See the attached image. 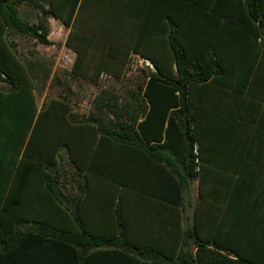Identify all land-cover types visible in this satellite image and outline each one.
Masks as SVG:
<instances>
[{"label": "trees", "instance_id": "trees-1", "mask_svg": "<svg viewBox=\"0 0 264 264\" xmlns=\"http://www.w3.org/2000/svg\"><path fill=\"white\" fill-rule=\"evenodd\" d=\"M28 5L39 11L36 23L22 15ZM49 16L71 29L75 75L94 71L95 82L104 71L119 76L137 55L154 68L145 88L139 84L123 104L102 91L95 111L83 117L67 97L39 107L37 65L19 52L16 39L49 44ZM76 35L90 39L89 47L72 42ZM101 49L106 60L93 69L85 56ZM263 82L264 0H0V230L33 224L14 237L40 233L48 244L62 245L68 264H89L90 252L101 248L122 264H264V249L227 247L196 227V254L139 246L124 221L125 242L98 240L82 212L100 191L99 180L113 196L112 208L123 207L126 192L156 195L157 165L179 192L194 179L202 191L211 130L223 119L244 124L260 116ZM244 143L247 150V136Z\"/></svg>", "mask_w": 264, "mask_h": 264}, {"label": "crops", "instance_id": "crops-1", "mask_svg": "<svg viewBox=\"0 0 264 264\" xmlns=\"http://www.w3.org/2000/svg\"><path fill=\"white\" fill-rule=\"evenodd\" d=\"M143 84L145 88L147 82ZM263 84L257 90L262 96ZM236 120L223 119L211 130L206 155L210 163L204 168L202 191L201 182L194 179L179 192L176 180L157 173L162 170L157 165L152 167L151 177L158 195L126 192L123 207L116 209L111 206L113 196L106 192L105 181L99 180L100 191L90 194L82 205L89 232L98 240L112 237L120 244L126 240L120 226L124 221L139 246L167 248L168 253L178 247L196 254V227L198 233L208 232L227 247L264 249V111L244 124ZM141 170L142 178L150 176L145 164ZM31 227L33 224L8 225V231L0 230V264H68L62 245L48 244L40 233L14 237L18 229L24 232ZM111 256L106 248L93 250L89 264H122L121 257L112 260ZM73 264L80 263L75 260Z\"/></svg>", "mask_w": 264, "mask_h": 264}, {"label": "rangeland", "instance_id": "rangeland-1", "mask_svg": "<svg viewBox=\"0 0 264 264\" xmlns=\"http://www.w3.org/2000/svg\"><path fill=\"white\" fill-rule=\"evenodd\" d=\"M22 15L32 23L38 21L39 11L32 6H24L21 9ZM50 28L49 44H40L32 38L18 37L19 52L27 59L33 60L37 65V99L39 107H43L51 99H62L67 97L71 102L72 111L79 117L88 116L90 112L95 111L93 102L102 91H109L119 98L120 103H125L130 98V92L138 91L139 84L146 80L148 74L154 71L152 66L146 64L140 57L132 56L121 74L115 75L112 72L104 71L99 78L94 81V71L88 73V77H81L73 73V67L77 57L76 51L67 45V38L70 28H67L60 20L52 16L47 18ZM83 42L89 47L90 39L83 40L72 37V42ZM92 51V50H91ZM104 50H93L88 52L85 60L93 69L97 64L104 63ZM84 60V62H85ZM94 65V66H93ZM116 66V65H115ZM113 68V66H112ZM111 120L112 115L105 116ZM63 162L66 164L68 180L72 177V168L69 166V158L66 151H62ZM71 186H68V190Z\"/></svg>", "mask_w": 264, "mask_h": 264}, {"label": "built area", "instance_id": "built-area-1", "mask_svg": "<svg viewBox=\"0 0 264 264\" xmlns=\"http://www.w3.org/2000/svg\"><path fill=\"white\" fill-rule=\"evenodd\" d=\"M145 62H146V64H148L149 63V65H147V66H152V64L150 63V62H148V61H146V60H144ZM153 67V66H152Z\"/></svg>", "mask_w": 264, "mask_h": 264}]
</instances>
